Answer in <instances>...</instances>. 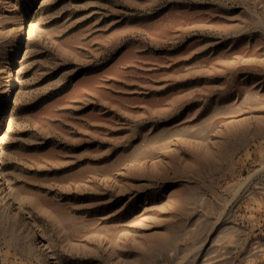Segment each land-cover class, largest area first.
<instances>
[{
    "label": "rangeland",
    "instance_id": "obj_1",
    "mask_svg": "<svg viewBox=\"0 0 264 264\" xmlns=\"http://www.w3.org/2000/svg\"><path fill=\"white\" fill-rule=\"evenodd\" d=\"M0 264H264V0H0Z\"/></svg>",
    "mask_w": 264,
    "mask_h": 264
}]
</instances>
